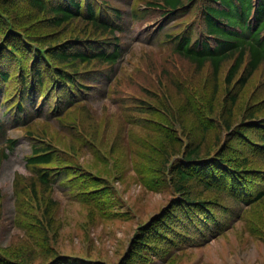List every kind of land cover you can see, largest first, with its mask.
<instances>
[{"label": "rangeland", "instance_id": "obj_1", "mask_svg": "<svg viewBox=\"0 0 264 264\" xmlns=\"http://www.w3.org/2000/svg\"><path fill=\"white\" fill-rule=\"evenodd\" d=\"M108 2L124 10L120 36L125 55L98 82L85 80L96 86L88 102L19 125L0 114L6 119L0 129V253L15 246V256L32 264L44 263L56 252L119 264L141 227L175 195L169 168L188 142L200 139L204 121L197 112L202 115L212 103L217 115L237 125L252 96L264 97V66L245 87L229 89L228 66L216 78L208 66L198 69L174 51L169 34L199 21L196 12L160 29L161 14L144 9L145 0ZM134 8L140 17H132ZM82 25L64 26V38L80 34ZM236 91L237 102L230 106V93ZM226 132L219 121L207 132V145L217 148ZM33 144L54 151L52 165H70L75 178L49 190L35 184L27 165ZM191 186L217 202L219 232L182 238L178 245L177 237L153 231L160 252L147 251L134 264H264V198L245 205L205 190L198 181ZM51 199L55 206L47 214L53 219L49 225L43 209ZM182 212L171 206L161 215H166L164 227L170 228Z\"/></svg>", "mask_w": 264, "mask_h": 264}, {"label": "trees", "instance_id": "obj_2", "mask_svg": "<svg viewBox=\"0 0 264 264\" xmlns=\"http://www.w3.org/2000/svg\"><path fill=\"white\" fill-rule=\"evenodd\" d=\"M145 5L158 11L162 18L167 16L170 22L198 14L199 21L189 22L182 30L169 34L173 49L198 69L208 66L216 78L228 66L227 88L237 84L239 88L245 87L264 66V0H202L200 5L197 0H145ZM138 10L134 12L140 17ZM123 14L108 0H0L3 115L19 125L28 122L33 113L44 116L47 103L58 104L47 112L53 113L56 107H66V103L71 108L87 100L94 86L86 85L85 80H98L124 54L119 34L124 29ZM75 21L83 22L80 34L64 38V26ZM238 95V91L230 93V106L237 102ZM252 98L248 112L237 125L217 115L212 103L205 108L206 112L202 110V115L197 112L204 121L200 125V139L188 142L169 168L175 195L161 212L151 217L149 222L159 217L154 224L147 222L141 227L119 264L139 262L147 251L158 254L156 245L160 238L153 237V231L171 240L177 237L178 245L182 238L196 240L219 232L222 224L215 215L217 202L194 192L192 182L198 181L205 190L229 195L245 205L264 198V97L257 94ZM219 121H223L227 136L215 148L207 145V132L219 126ZM55 160L54 151L34 144L27 156L33 182L45 190L75 178L70 177V165L54 166ZM173 205L182 207L183 212L170 228H165L166 215H161ZM54 206L51 199L43 209L49 225L53 219L47 214ZM14 249L15 246L0 253V264H32L16 257ZM39 264L110 263L56 252Z\"/></svg>", "mask_w": 264, "mask_h": 264}]
</instances>
